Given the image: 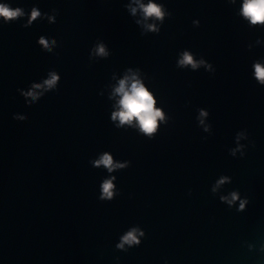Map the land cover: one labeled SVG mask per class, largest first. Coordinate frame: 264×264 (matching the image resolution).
Here are the masks:
<instances>
[{"label": "water", "instance_id": "1", "mask_svg": "<svg viewBox=\"0 0 264 264\" xmlns=\"http://www.w3.org/2000/svg\"><path fill=\"white\" fill-rule=\"evenodd\" d=\"M154 2L162 22L133 0H0L25 13L0 19V264H264V26L242 0ZM185 51L205 64L178 66ZM50 71L56 88L27 104L17 89ZM132 74L164 113L151 137L111 119ZM105 152L127 166H94ZM110 176L118 194L101 201ZM233 191L243 211L221 201ZM133 227L140 244L118 249Z\"/></svg>", "mask_w": 264, "mask_h": 264}, {"label": "clouds", "instance_id": "2", "mask_svg": "<svg viewBox=\"0 0 264 264\" xmlns=\"http://www.w3.org/2000/svg\"><path fill=\"white\" fill-rule=\"evenodd\" d=\"M136 7L128 5L131 13L136 15L139 11L144 20H160L163 21L165 12L163 6L154 2V0H148V3H143L142 0H133ZM235 2V0H232ZM24 11L20 7L13 8L6 3H0V19L5 23L10 21H15L17 18L24 16ZM248 23L252 26H264V0H242L239 13ZM41 16V13L33 7L31 10V15L28 20V24L24 25L27 27L38 17ZM49 20L52 21L53 18L49 17ZM140 23V21H137ZM198 23V22H194ZM146 29L149 31H158L156 25L146 24ZM55 39L51 41L41 37L39 39V44L43 46V49L51 52L52 46L55 45ZM95 54L100 56H106L108 53L105 50L103 44L97 45L95 48ZM205 64V61H195L193 55L185 51L181 54V58L178 61V66H191L193 69L198 68L200 65ZM211 69V65H207ZM254 75L256 80L260 83L261 86H264V64L259 62L254 64ZM49 78L44 80L43 83H33L31 89L28 91H23L17 89L20 92L21 96L27 98L31 97V100H27V104L32 105L38 101V99L44 95V92L37 91L38 89H44L45 91L55 89L57 82L60 80V76L55 71H50L48 73ZM113 95L118 97L117 100V110L112 113L111 119L113 121H119L118 126L123 125H135L139 131L146 136L151 137L157 130L159 121L164 119V113L160 108H157L156 100L153 94L145 87L144 83L138 78L136 74L125 75L122 79L119 80L118 85L114 88ZM200 116L205 117L207 113L203 110L200 111ZM14 119L25 120L24 116H15ZM200 123L203 124L204 121L200 120ZM207 127L205 131H207ZM244 133H237V142L244 137ZM242 146H238L236 149L231 150V155L235 156L236 152L240 150ZM94 166L100 167L103 166L109 173H112L114 170L119 168H124L126 164L115 163L112 155L108 152L103 153L99 159L92 162ZM116 179L115 176H110L103 180L100 185L101 195L99 199L101 201H111L114 195L118 193L114 192L115 185L113 181ZM226 182H230V178L227 176H222L219 180L216 181L215 186L212 188V192L215 193L217 188L220 185H223ZM221 201L226 202L230 207L239 200V209L238 211H243L245 205L248 203L247 199H240L239 193L233 191L229 196H221ZM144 236V232L137 227L131 228L120 238V243L117 244L118 249H125V245L129 247L133 245H139V237Z\"/></svg>", "mask_w": 264, "mask_h": 264}]
</instances>
